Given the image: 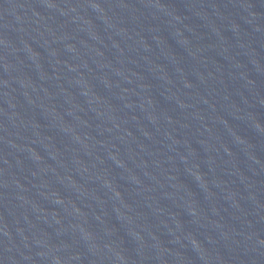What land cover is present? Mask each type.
Here are the masks:
<instances>
[{
  "label": "water",
  "instance_id": "water-1",
  "mask_svg": "<svg viewBox=\"0 0 264 264\" xmlns=\"http://www.w3.org/2000/svg\"><path fill=\"white\" fill-rule=\"evenodd\" d=\"M0 264H264V0H0Z\"/></svg>",
  "mask_w": 264,
  "mask_h": 264
}]
</instances>
